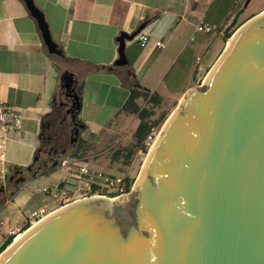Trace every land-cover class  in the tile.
I'll return each mask as SVG.
<instances>
[{
  "label": "water",
  "instance_id": "95a60500",
  "mask_svg": "<svg viewBox=\"0 0 264 264\" xmlns=\"http://www.w3.org/2000/svg\"><path fill=\"white\" fill-rule=\"evenodd\" d=\"M23 1L47 52L62 56L44 13ZM147 23L119 33L111 68L129 64L126 42ZM229 39L167 117L127 195L60 206L12 239L0 264H264V9ZM76 84L60 75L72 119Z\"/></svg>",
  "mask_w": 264,
  "mask_h": 264
},
{
  "label": "crops",
  "instance_id": "0c3cea01",
  "mask_svg": "<svg viewBox=\"0 0 264 264\" xmlns=\"http://www.w3.org/2000/svg\"><path fill=\"white\" fill-rule=\"evenodd\" d=\"M209 1L211 5L213 0H34L44 13L53 39L62 49V56H57L47 52L36 20L23 0H0V96L23 117L21 128L8 135L4 166L26 168L32 163L41 147L45 122L52 118L58 121L61 117L57 104L60 75L64 71L73 73L77 79L81 100L77 142L85 148L108 145L114 129L122 126L125 116H131L123 105L135 85L149 90L150 94H158L162 103L170 101L174 109L184 92L195 85V78L206 65L214 43L223 41L224 30L238 28L264 9L246 16L243 0H232L229 5L234 4L235 9L225 11L227 17L221 31L210 32V42L200 37L192 44L205 48L206 52L203 63L197 64L194 60L197 65L194 81L190 77L183 86L168 90L167 85L157 90L172 56L192 42L197 22L209 18L205 22L213 24L216 19L218 6L210 13L211 17L202 11ZM144 21H148L141 31L148 37L145 45L141 46L138 39L127 41L125 53L129 64L111 68L118 56L116 37L121 31L131 33ZM190 28L193 30L188 38ZM157 41L163 46H156ZM91 86L95 89L89 97ZM140 98L136 99L137 103ZM56 170L30 179L53 177ZM70 177V172L61 178L55 177L54 186L70 183ZM24 185L10 192L3 190L0 246L26 221L27 205L41 203L35 197L20 195Z\"/></svg>",
  "mask_w": 264,
  "mask_h": 264
},
{
  "label": "rangeland",
  "instance_id": "374dc122",
  "mask_svg": "<svg viewBox=\"0 0 264 264\" xmlns=\"http://www.w3.org/2000/svg\"><path fill=\"white\" fill-rule=\"evenodd\" d=\"M244 1L245 0H243V2ZM231 2L232 0H213L211 5H209L211 3V1H209L202 8L203 13H206L207 11V14H209L208 16H210V13H212V11H214V8L218 6V8L215 11L216 19H213L214 21L211 22L218 27L215 32L221 31L225 18L227 17V14H225V11L227 9H230V11L232 10L234 11L235 9L234 4H231V6L229 5ZM227 6H229L230 8ZM263 7H264V0H250L246 7H242V10L245 11L244 14L246 16H249L251 14L258 12ZM208 20L209 18H205V20L203 21L205 22ZM236 29H237V26L232 29H227V30H229L232 35ZM192 30L193 29L190 28V30L187 31L188 38L192 34ZM210 34L212 33H205V32H199V31L194 32L192 42L186 46H183L182 49L179 51V53L177 52L175 56H172V60L169 63L168 67L166 68L163 74V77L159 81V84L156 86L157 90H161L164 86H167V85H169L168 90H171L173 87H180V86L185 85V83L189 81V79L191 78H192L191 81L193 80L194 72L197 69V65L194 64V60H196V58L194 57L198 55L199 59L196 61H197V64L199 63L201 64L205 61L206 52H205V48L200 49L197 46H193L192 44L195 41H198L200 37L208 38V42H210V38H211V37L209 38ZM229 38L224 39L223 37V41L220 40L214 43L213 51L210 53V56L208 57V59L206 58L207 59L206 65L200 70V72L198 73V76L195 78V85H200L203 82L208 71L213 66V64L215 63V61L217 60V58L219 57V55L225 48L227 42H229L230 40ZM134 39H137V38H134ZM93 89L95 88L91 86L89 89V97L93 96L94 94L92 92ZM137 104L140 106V108L144 107L153 112L151 115H149L148 121L157 120L156 125H154L151 131L149 132V134H151L152 136V140L149 144L144 143L145 144L144 148H139V147L137 148L134 145L135 138L133 136V132L135 130L136 125L139 122L137 113H130L131 116L129 117L125 116V118L122 119V122H121L122 126L121 127L118 126L117 128L114 129L115 132L113 134L112 139L108 143V145L106 146L100 145L97 148L95 147L92 149L85 148L84 146H82V144H79L77 142V139L73 140L72 142L68 140L69 138L68 122L69 121L67 119L63 121L62 127L58 128L59 134L61 133V137L59 139H56L55 143H52L55 149H57L58 151L56 155L54 153H52L51 155L49 154L48 152L49 150L47 148L48 146L46 145L43 146L44 140H45L43 138L42 143H41V147H43V149L41 151H38L37 155H35L38 159L37 161L39 162L38 163L39 172L37 171V173H41L45 170H49L50 167L62 157H65V156L76 157V158L83 159L86 162L87 166L89 167L90 171L92 172H95V173L102 172L105 175L112 174V175H119V176H125V177L130 178V180H132V185L130 187V190H131L135 180H137V178L139 177V174L141 172V169L145 161V158L147 156V153L152 145V141H154V139L158 135L161 127L163 126L167 117L173 111V107H174L173 103H171L170 101L164 102V103L160 101L158 104H154L153 102L149 101L147 97H141L139 100V103ZM106 112H108L109 114L112 113L109 110ZM83 115H84V112H82V116ZM80 118H81V114H78L77 119L79 121H80ZM81 137H83V134H81ZM117 138H118V141L115 142ZM4 167H5V173L3 174L2 177H0V187L3 186V188H7L9 192L11 190L18 189L19 184H16L14 181H11L9 184H7L8 182L7 177H8V174L16 172L15 171L16 169L18 170L22 169L21 172L25 179L23 184L25 185L20 195L27 196V197H35L37 200L41 201V203H39L38 201L34 205L28 204L25 210L26 214L29 215L33 210H36L40 207H44L45 209L44 214H49L50 212L60 207L58 201H53V199L50 196L48 198L44 195L45 193L42 192V188L49 187L51 190L56 191L57 188L54 186L53 179H55V177L57 176L58 178H61V176L63 174L68 173V171L61 169L60 167H57L56 169L58 170H56V173L53 175V177L41 178L39 180L33 181L31 180L32 179L31 177L34 174L33 171H27L26 169H24L25 166L19 165V167L13 168L12 166L5 164ZM33 169H36V166ZM70 178L72 179L70 183H65L59 186L68 191H72L73 189L72 187L74 183L76 182V178L73 176H71ZM127 192L125 193L127 194ZM89 193L91 195L95 194L91 191ZM103 193L104 195H107L108 190H103ZM118 195L121 196V194H118ZM122 195H125V194H122ZM0 196H3V195L1 194ZM108 197H111V196H108ZM25 222H28V217L26 218ZM24 223L22 224V226H20L19 230H17L16 233L23 232L24 230L27 229L26 228L23 230L22 227ZM30 226L31 225H29V227ZM14 237H15V234H12V239ZM15 240H17V238Z\"/></svg>",
  "mask_w": 264,
  "mask_h": 264
},
{
  "label": "built area",
  "instance_id": "2783aa9c",
  "mask_svg": "<svg viewBox=\"0 0 264 264\" xmlns=\"http://www.w3.org/2000/svg\"><path fill=\"white\" fill-rule=\"evenodd\" d=\"M217 26L214 24L206 23L202 20L195 25V31L199 32H215ZM141 46H144L148 37L141 32L136 36ZM156 46L162 47L160 41L156 42ZM199 58L196 57V60ZM22 115L17 108L4 102L0 96V177L5 173V147L8 140V135L14 130H18L22 126ZM152 140L151 134H148L144 140L145 144H149ZM153 143V141H152ZM58 167L70 172L71 176L76 178L72 191H68L55 185L56 191L51 190L49 187L42 188V192L48 194L53 201H58L59 206L65 205L73 200L91 196L90 191L95 193L92 195L109 196L111 194H124L125 193V176L119 175H105L102 172H92L87 166L86 162L81 158L76 157H62L58 160ZM93 185L95 189L93 191ZM103 190H108V194L104 195ZM107 196V197H108ZM117 196V195H116ZM44 207L33 210L27 217L30 225L37 223L45 217Z\"/></svg>",
  "mask_w": 264,
  "mask_h": 264
},
{
  "label": "trees",
  "instance_id": "16d2710c",
  "mask_svg": "<svg viewBox=\"0 0 264 264\" xmlns=\"http://www.w3.org/2000/svg\"><path fill=\"white\" fill-rule=\"evenodd\" d=\"M231 35V32L229 30L223 32V37L224 39L229 38ZM139 97H148V100L153 102L154 104H158L161 101V98L158 96V94L156 93H149V90L147 89H143L138 85L133 86L130 91H129V95L127 97V100L125 101L123 108L125 109L126 112L128 113H137V116L139 118V122L135 127V130L133 132V136L135 138V142L134 145L138 148H144L145 144H144V140L146 139L147 135L149 134V132L151 131L152 127L154 125H156L157 120H153V121H148V117L149 115H151L153 112L151 110H148L144 107L140 108V106L137 104L136 99ZM79 121V120H78ZM80 122V121H79ZM37 157L36 160L33 159L32 163L30 165H28L26 168L27 171H33V175L32 177H35L37 175H42L51 171H54L57 167H58V160L55 162V164H53L49 170H45L41 173H37L38 171V161H37ZM38 165V166H37ZM36 166V169H33ZM18 170V169H16ZM22 170V169H21ZM39 172V171H38ZM59 185H63L62 183ZM132 185V180H130V178L125 177V192L130 190V187ZM20 186V185H19ZM95 185H93V191L95 189ZM14 193V192H12ZM118 194H111L109 196H116ZM3 202L0 203V207L2 206ZM29 223L25 222L23 225V230L29 227ZM12 240V235L8 236V238L5 240V242L0 246V253L2 252V250L11 242ZM14 240V238H13Z\"/></svg>",
  "mask_w": 264,
  "mask_h": 264
},
{
  "label": "flooded vegetation",
  "instance_id": "af4514ba",
  "mask_svg": "<svg viewBox=\"0 0 264 264\" xmlns=\"http://www.w3.org/2000/svg\"><path fill=\"white\" fill-rule=\"evenodd\" d=\"M76 90L77 89V85L75 86ZM69 102L70 99L69 97H65L63 92L60 91L59 95H58V109L61 112V117L58 119V121L54 120L56 118H52L49 119L45 122L44 126L45 128H43V138L44 140V145L43 146H48V152L51 155L52 153H54L56 155V153L58 152L57 149H55L54 145L52 143H55L56 139H59L61 137V133L59 134V129L62 127L63 121L68 119V128H69V141H73L74 137L76 135V128H78V132L79 129L81 128V124L78 121L77 117H75L74 119H72V114L67 112V109L69 108ZM78 134V133H77ZM43 149V147H40L39 151H41ZM16 172L8 174V182L7 184H9L11 181H14L16 184L22 185L23 182H21L22 179H24L21 170H15ZM14 183V184H15ZM7 189V188H3ZM3 194V191L0 192V195ZM5 197L4 196H0V203L4 202Z\"/></svg>",
  "mask_w": 264,
  "mask_h": 264
},
{
  "label": "bare ground",
  "instance_id": "6f19581e",
  "mask_svg": "<svg viewBox=\"0 0 264 264\" xmlns=\"http://www.w3.org/2000/svg\"><path fill=\"white\" fill-rule=\"evenodd\" d=\"M125 195H127V194H125ZM45 216H46V215H45ZM35 224H37V223L32 224L31 227L34 226ZM31 227H30V228H31ZM25 232H26V231L24 230V232L16 233V234H15V237H14V240H13V243L16 241V240H15L16 238L18 239V238H19L21 235H23Z\"/></svg>",
  "mask_w": 264,
  "mask_h": 264
}]
</instances>
